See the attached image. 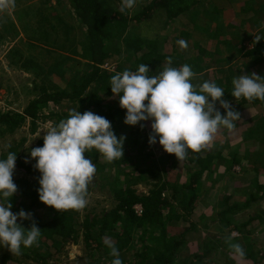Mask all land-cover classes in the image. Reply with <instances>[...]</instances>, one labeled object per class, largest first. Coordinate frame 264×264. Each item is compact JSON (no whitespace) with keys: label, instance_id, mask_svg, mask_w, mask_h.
Returning <instances> with one entry per match:
<instances>
[{"label":"trees","instance_id":"16d2710c","mask_svg":"<svg viewBox=\"0 0 264 264\" xmlns=\"http://www.w3.org/2000/svg\"><path fill=\"white\" fill-rule=\"evenodd\" d=\"M206 1L142 0L139 8L132 10L136 4L128 8L127 0H68L71 10H68L67 20L56 14V17L45 15L38 19L37 28H31L32 23L28 22L31 31V42L28 46L31 49L40 46L41 51L38 55L21 56L18 64L20 68L34 72L36 77L33 85L37 93L23 112L0 111V128L5 127L12 131L27 119H31L35 124L43 117L58 116L56 109L65 101H78L84 111H101L104 106L94 97H114L110 88L113 75L125 70L134 72L141 64H146L149 68L147 75L154 76L164 67L180 68L188 64L195 74L191 82L197 91L205 81L215 82L224 89L223 99L228 100L232 108L240 113L239 123L242 126L237 127L240 128L238 133L242 135V141H251L257 147L253 151L250 150L251 152L248 149L244 155L235 148L228 153L229 157L223 148L217 151L209 150L213 145L210 143L200 152L189 151L181 161L174 154L161 150L160 161L163 167L157 170L154 176L157 182L152 184L148 193L135 187L137 180H144L142 168L129 163L124 165L120 162L121 159L109 163L93 148L90 151L96 163V170L103 175L112 167L109 171H113V179H109L104 186L107 184L105 192L115 201V205L93 216L89 213L82 219H79L73 210L60 211L40 202L37 194L40 174L34 182L21 178L15 182L17 192L22 196V203H28L27 208L35 211H30L32 218L24 220L22 226L27 229L35 222L41 230L38 243L29 247L33 252L32 259L39 263L46 262L52 246L48 245L47 239L53 243L67 242V239L78 242L81 239L87 256L95 258L90 264H101L100 259L106 264H112L114 257L110 255V248L105 241H110L118 249L123 264H185L178 260L179 253L184 252L187 243L190 247L195 245L194 251H198V242H202L207 251L213 249V244L203 239L207 234L210 235L212 229H222L221 235L229 237V233L243 232V228L255 224L254 222L264 225V180L259 179V175L264 174V113L256 116V121L252 124L249 116L245 115L249 110L257 108V105L264 108V101L247 100L243 97L236 100L231 96L232 81L239 75L254 73L264 77V27L260 29L254 23L257 20L253 16L257 14L259 24H264V0H230L231 3L239 2L242 7L243 3L248 4L246 13H236L243 19L244 24H248L249 29H245L246 31L242 27L236 28L232 23L224 27L218 24V9L212 7V1ZM51 8L50 6L48 10ZM53 18L58 21L57 24L51 22ZM177 19H181L186 25H192L181 26V35L174 38L175 42L186 40L187 45L191 43L194 51L189 45L183 49L174 48L178 44L174 39L172 41L168 34L171 32L169 26H177ZM73 21L79 23V26ZM78 29L82 31L84 40H77ZM61 32L65 35L64 39L60 37ZM194 34L197 38H193ZM229 34L235 35L236 38L228 37ZM256 36H259L261 41H256ZM247 41L252 42L251 49H246ZM67 43L69 48H65ZM225 45L228 47L227 52L222 50ZM44 52L48 56H51L52 52L58 55L52 66L47 67L46 62L38 61ZM115 55L119 63L114 71L104 69L102 65L106 59ZM169 59L171 65L168 64ZM54 73L59 79L66 80V85L55 83L51 75ZM84 94L85 97H82ZM215 107L221 114L224 113L219 102H216ZM114 110L126 113L125 109L116 105L111 112ZM107 117L116 130L115 115L108 113ZM136 131L133 128L128 142H131V145L147 143V138L141 131L134 137ZM229 136V131L221 127L214 139L219 138L225 145ZM124 142L127 144L126 140ZM155 145L162 147L158 142ZM123 149L127 155L128 148L125 146ZM18 164L27 172L31 170L30 165L19 162ZM219 170L222 176H228L229 179L230 176L241 175V171L245 173L250 170L256 176L247 185L240 200L236 199L235 193H227L220 200H213V195L209 193L210 188L216 184L212 180L214 174ZM164 191L170 192L166 196ZM17 202L11 198L10 203L15 213L20 210ZM136 204H141V213L136 211ZM248 208L252 209L249 219L235 221V216ZM17 222L21 223L19 219ZM199 229L203 230L204 234L197 238V241H193L200 232ZM217 253L218 251L212 250L211 256L201 263L215 262L218 259ZM253 256L251 254L242 258ZM10 259L5 255L2 263L8 264Z\"/></svg>","mask_w":264,"mask_h":264},{"label":"clouds","instance_id":"9594fccd","mask_svg":"<svg viewBox=\"0 0 264 264\" xmlns=\"http://www.w3.org/2000/svg\"><path fill=\"white\" fill-rule=\"evenodd\" d=\"M134 0H127L131 8ZM15 6V0H0V11ZM124 10L123 8L121 9ZM256 41H261L259 36ZM180 48L187 42L177 41ZM171 65V60H168ZM141 64L137 71L125 70L112 76L111 92L118 97L120 107L126 110L124 123L136 126L150 121L149 144L159 143L163 150L174 154L181 161L189 151L200 152L210 144L218 130H232L240 120V113L223 99L224 89L215 82L205 81L197 91L191 82L195 75L191 66L180 68L167 66L154 76ZM231 96L247 100L264 101V77L256 74L239 75L233 79ZM219 102L224 113L216 109ZM43 146L30 150L25 160H35V169L40 173L37 194L40 202L56 210H80L87 205V189L96 165L85 158V152L95 149L111 163L123 157L124 137H117L112 124L105 117L91 111L81 113L70 110L68 117L44 131ZM17 153L9 152L0 158V247L19 254L24 248L38 243L41 230L33 222L30 228L22 226L32 218L31 212L21 209L13 213L11 198L17 192L13 182ZM18 219L21 223H18ZM114 257L112 264H123L118 249L105 241ZM235 256L243 257L244 249L238 243H230Z\"/></svg>","mask_w":264,"mask_h":264},{"label":"rangeland","instance_id":"374dc122","mask_svg":"<svg viewBox=\"0 0 264 264\" xmlns=\"http://www.w3.org/2000/svg\"><path fill=\"white\" fill-rule=\"evenodd\" d=\"M208 1H212V7H216L218 9L216 18L218 24L224 27L228 23H232L236 28L242 27L244 30L249 29L248 24H244L243 19L236 15L237 11L246 13L245 11L249 8L248 4L243 3L244 6L242 7L240 6L239 2L231 3L230 0H207L206 2ZM140 3H143L142 0H134L133 5H136L134 6V8H132V10H137V8H139V6L141 5ZM50 6L52 8L48 10ZM68 10H71L68 0H15L14 7H11L4 11H0V111L23 112L27 107L28 102L33 99V97L37 93L33 85V81L36 77L34 72L26 71L25 69L20 68V64H18L21 56L28 57V55L30 54L38 55V52L41 51L40 46H36L35 48L32 47V49L28 46V43L31 42V40L29 39V37H31V31L29 29V26L27 25L29 24L28 22L32 23V25L30 26L31 28H37L39 25L38 19L40 20L43 16L45 17V15L50 16V18H52V16L56 17V14L62 15V17L67 20L69 18L67 14ZM253 16L254 19L257 20L254 21V23L257 24L260 29L263 28L264 24H259V19L256 18L258 17V15L254 14ZM51 22L56 24L58 23V21H56L54 18L53 20L51 19ZM73 23H76V25L79 26V23H77L76 21H73ZM176 23L177 26H169V30L171 32L168 34V36L172 39V41L176 36L181 35L179 30L181 26L185 25L191 27L192 25L191 23L188 24V21V25L184 24V21H182L181 19H177ZM161 24L163 25V23ZM76 36L77 40L79 41L83 39L82 31L80 29L76 31ZM60 37L64 39L65 35L63 32H61ZM228 37L236 38L235 35L231 34H229ZM193 38H197L195 34ZM188 45L192 48L191 43H188ZM245 45L247 46L246 49H251L253 47L251 41L245 42ZM68 46L69 44L67 43V45H65V48H69ZM179 47L180 46L178 45L174 48ZM222 48L223 51H228V47L226 45L222 46ZM44 53L45 54H43V56H39L38 61L40 63L46 62L48 64L47 67H49L50 65L52 66L58 55L56 56L55 52H52L51 56H48L46 52ZM240 58L242 60L243 56L241 55ZM118 63L119 60L115 55L114 57L106 59L102 67L104 69L114 71ZM258 67L260 68V66ZM51 75L53 76L55 83L66 85V80L59 79L56 73H54V75ZM37 82H39V78H37ZM91 87H89L88 91L91 90ZM82 97H85V94ZM94 99H96L104 107L101 109V111H98L97 109H91V112H95V114L105 117L108 121V113H113L115 115L114 119L115 121H117V124L115 123L116 130L113 129L114 133L118 138L123 136L124 141L126 140L128 144L127 145L125 142L123 143V147L126 146V149L128 148V153L126 155L125 150L123 149V157L120 158V162H122L124 165H127L129 163L132 165H138L140 169L142 168L141 173L143 172L142 177L144 180L136 179L138 184L135 185V187L139 191L148 193L150 188L152 187V184L157 182V179H154V176L157 174V170H160L163 167L160 161V152L161 150H163V148L157 147L155 144H149L151 122H141L143 124V128H141L140 124H137L136 126L126 125L124 123V112L120 111L119 113L115 110L111 112L114 105L120 107L118 97H110V95H97L96 97H94ZM72 109H78V111H80L81 113H83L85 110H81L78 101H65L56 109L58 111V116H53L51 118L43 117L41 119H38L35 124H33V121L31 119H27L22 123V125L15 127L12 131L6 129L5 127L0 128L1 158H6L9 152L17 153V162L13 172L14 183L21 178H26L27 180L29 179V181L31 182H34L37 179L40 173L37 172L34 167L35 160H29L28 163H25V160L29 157L31 149L43 146V136L45 135L44 131H47L52 126L58 124L59 116H61L62 119H66L70 110ZM262 113H264V108L258 107L257 105V108L249 110L247 113H245V115L249 116V118L251 119L250 124H252V122L255 123L256 121L254 120L255 117ZM237 126H242L239 121L236 123V126L232 130H228L231 136L228 137V141L225 145L224 141L216 138L211 142L213 143V145L210 146L209 150L217 151L219 150V148H223L224 153L228 156V153H230L235 148V150L238 149V151L241 152L242 155L246 154L248 149L249 151L255 150V148H257L255 147L256 145H254L255 143L251 141H242V135L238 133L240 128H238ZM133 128L137 130L134 134V137L136 136L137 132L141 131V133L146 136L147 143H138L137 145H131V142H128L127 139L130 138L133 134ZM222 145L224 146L222 147ZM84 155L85 158L91 159L93 163H95L93 160L92 151L89 150L85 152ZM18 162L24 163L28 166L30 165L31 170L27 172L25 169L19 167ZM111 168H108L107 172H104L103 175L101 174V172H99V170H96L92 180L88 185L86 196V199L88 201L87 205L83 209L73 210L74 212H76V216L78 215L79 219L84 218V216L89 213H91V216L97 213H102L103 211H106L107 209H110L115 205V201L109 198L108 194L105 192V187L107 184L104 186V184L107 183L109 179H113V171H109V169ZM219 172L220 170L218 172H215L212 180L213 183L216 184L213 185L212 188H210L211 191L209 195H213V200H220L221 197H223L227 193H229L230 195L235 193L237 197L236 199L240 200V197L244 196L243 193H245L247 185L250 183L253 177L256 176L253 175L254 173L250 170L249 172L245 173L241 171V175L230 176L229 179L228 176H222L223 174H220ZM250 172H252V174ZM165 176H167V174ZM259 176V179H262L263 181L264 174H260ZM228 181L230 183H227ZM164 192V195L167 196L170 191ZM21 197L22 196L18 192H16L13 195L12 199L18 201L17 206L20 210L23 209L26 212L32 211L31 209L27 208V206L29 207L28 203H22L23 200H21ZM218 206L220 209V203ZM201 208L202 207H200L199 209L200 211ZM32 212L35 211L33 210ZM251 212L252 209L249 208L241 210L235 216V221H243L249 219V214H251ZM13 213L15 212L13 211ZM254 223L255 224H250L247 228H243V232L233 231L229 233V237L221 235V233L223 232L222 229H212L211 232H209L210 235L207 234L203 239L206 240L205 242L210 241L213 244V249H211L213 251H218V259L213 263L208 262L204 264H264V259H262L264 256V225L262 226L259 222ZM218 224L221 225L219 221ZM198 227L201 226L198 225ZM201 229L198 230L200 232H198L194 239H192L193 241L203 236L204 232ZM47 243L48 245L52 246H50L51 254L48 255L45 263H39L36 260L32 259L33 252H31L32 249L29 247L21 248V252L19 254L11 253L7 247H0V264H3L2 259L5 255L11 258L8 261V264H90L95 261L94 256H87L84 244L81 239H79L78 242H75L74 239H67V242L56 241L55 243L47 239ZM198 243V251H194L195 245L190 247L187 243L184 248V252L179 253L180 259L178 258V261L185 264H203L201 262L203 260L205 261L208 256H211L212 250L207 251L202 242ZM230 243L240 244L244 249V256H249L251 254H253L254 256L252 258H242L235 256L229 248ZM42 250H44V248ZM208 253H210V255H208ZM229 259L231 262L229 261ZM256 260L258 261L255 262ZM10 261L17 262L12 263ZM99 261L102 262L101 264H106V262H103L102 259H100Z\"/></svg>","mask_w":264,"mask_h":264},{"label":"built area","instance_id":"2783aa9c","mask_svg":"<svg viewBox=\"0 0 264 264\" xmlns=\"http://www.w3.org/2000/svg\"><path fill=\"white\" fill-rule=\"evenodd\" d=\"M135 209H136V211H137L138 213H141V210H142V206H141V204H139V205H135Z\"/></svg>","mask_w":264,"mask_h":264}]
</instances>
